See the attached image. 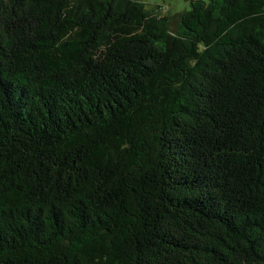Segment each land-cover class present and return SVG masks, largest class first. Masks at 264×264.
Returning <instances> with one entry per match:
<instances>
[{"label":"trees","instance_id":"16d2710c","mask_svg":"<svg viewBox=\"0 0 264 264\" xmlns=\"http://www.w3.org/2000/svg\"><path fill=\"white\" fill-rule=\"evenodd\" d=\"M0 0V264H264V0Z\"/></svg>","mask_w":264,"mask_h":264},{"label":"rangeland","instance_id":"374dc122","mask_svg":"<svg viewBox=\"0 0 264 264\" xmlns=\"http://www.w3.org/2000/svg\"><path fill=\"white\" fill-rule=\"evenodd\" d=\"M144 3L147 9L164 7L165 13L170 15L172 19L177 17V14L183 10L190 8L191 0H140ZM207 1V0H206Z\"/></svg>","mask_w":264,"mask_h":264}]
</instances>
